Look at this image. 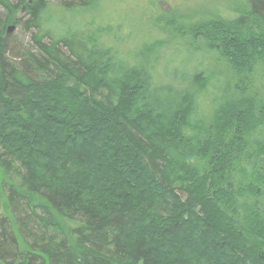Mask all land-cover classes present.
<instances>
[{"label":"trees","instance_id":"16d2710c","mask_svg":"<svg viewBox=\"0 0 264 264\" xmlns=\"http://www.w3.org/2000/svg\"><path fill=\"white\" fill-rule=\"evenodd\" d=\"M103 2L0 0V264H264V0L160 78L165 46L130 57L68 17ZM21 14L34 52L9 46ZM215 63L237 83L204 106Z\"/></svg>","mask_w":264,"mask_h":264},{"label":"rangeland","instance_id":"374dc122","mask_svg":"<svg viewBox=\"0 0 264 264\" xmlns=\"http://www.w3.org/2000/svg\"><path fill=\"white\" fill-rule=\"evenodd\" d=\"M12 1L17 2V0ZM49 1L54 5L59 2V0ZM239 11V0H104L99 8L71 11L68 12V17L93 21L94 25L104 27L100 32H107L116 49L122 54H129L130 57L140 58L145 53L147 56L149 47L165 46L159 55L157 75L160 78V75L163 76L165 61L172 62L170 68L180 66L184 62L185 66L191 61L193 64L189 68L196 65V59L187 54L183 48L186 41L180 42L183 36L203 23L217 20L218 14H235ZM19 18H23L22 24L9 26L13 28L9 46L13 53L34 52L36 46L32 37L37 30L27 27L28 18L24 14ZM176 40L179 42L176 43ZM215 64L218 66V73H212L211 86L200 97V103L204 106H211L217 98L214 76L224 78V81L227 79L231 83V88L237 83L232 79V73L226 66ZM255 77L258 79L254 88L264 87V66H261ZM233 137V133H229L227 140ZM3 205V199L0 197V212H3Z\"/></svg>","mask_w":264,"mask_h":264},{"label":"water","instance_id":"95a60500","mask_svg":"<svg viewBox=\"0 0 264 264\" xmlns=\"http://www.w3.org/2000/svg\"><path fill=\"white\" fill-rule=\"evenodd\" d=\"M13 28H9L7 33L10 34L12 32Z\"/></svg>","mask_w":264,"mask_h":264}]
</instances>
